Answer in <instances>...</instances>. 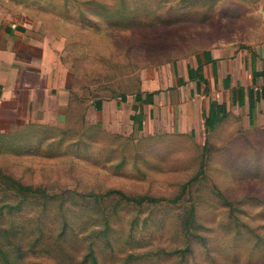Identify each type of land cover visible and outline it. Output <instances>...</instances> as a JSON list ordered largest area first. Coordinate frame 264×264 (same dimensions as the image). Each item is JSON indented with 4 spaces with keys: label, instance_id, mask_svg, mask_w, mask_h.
I'll use <instances>...</instances> for the list:
<instances>
[{
    "label": "rangeland",
    "instance_id": "374dc122",
    "mask_svg": "<svg viewBox=\"0 0 264 264\" xmlns=\"http://www.w3.org/2000/svg\"><path fill=\"white\" fill-rule=\"evenodd\" d=\"M10 19L51 27L79 102L0 125V264H264V110L207 133L216 90L187 74L262 46L264 0H0Z\"/></svg>",
    "mask_w": 264,
    "mask_h": 264
},
{
    "label": "crops",
    "instance_id": "0c3cea01",
    "mask_svg": "<svg viewBox=\"0 0 264 264\" xmlns=\"http://www.w3.org/2000/svg\"><path fill=\"white\" fill-rule=\"evenodd\" d=\"M9 21L0 22V125L9 131L43 126L39 124L46 119L60 118L63 112L70 111L71 105L79 102L73 92L74 74L61 53L54 50L53 39L47 35L51 27ZM190 70H193L192 78ZM263 70L264 44L252 54L230 46L206 50L198 66L187 68V74L200 92L210 93L211 97L216 90L217 97L213 95L205 110L206 118L213 102L226 104L228 112L230 105L248 107L250 115L249 90L264 89L263 77H254V71ZM201 75L207 83L201 80ZM240 88L245 91L242 105L238 94L234 101V93ZM259 107L264 110V99L257 103L253 119L250 117L253 122Z\"/></svg>",
    "mask_w": 264,
    "mask_h": 264
},
{
    "label": "trees",
    "instance_id": "16d2710c",
    "mask_svg": "<svg viewBox=\"0 0 264 264\" xmlns=\"http://www.w3.org/2000/svg\"><path fill=\"white\" fill-rule=\"evenodd\" d=\"M199 71L201 72L202 69H199ZM216 71V70H215ZM193 70H190V77L192 78L193 76ZM216 76V74H215ZM256 76H262L264 79V70L262 72H255L254 71V77ZM201 80L204 81V83H207L206 80L203 78V76L201 75ZM236 94L239 95V103L242 105L243 104V99H244V95H245V91L240 88L238 89V91L236 93H234V101L236 98ZM153 94H148L147 98H142V96H136V101H138L139 103L142 104H151L153 103ZM264 99V89L262 90H256L254 88L249 90V101H250V117L253 119L254 114H255V110L257 107V103L261 100ZM135 109V114L132 116L134 119H136L137 117H142V113L139 112L137 114V110L138 107L134 106ZM138 115V116H137ZM229 115L228 109H227V105L226 104H219L218 102H213L212 107L207 115V117L205 118V129L206 132L209 133L211 131H213L227 116ZM141 119V118H140Z\"/></svg>",
    "mask_w": 264,
    "mask_h": 264
}]
</instances>
